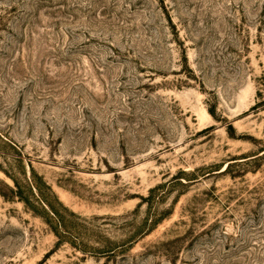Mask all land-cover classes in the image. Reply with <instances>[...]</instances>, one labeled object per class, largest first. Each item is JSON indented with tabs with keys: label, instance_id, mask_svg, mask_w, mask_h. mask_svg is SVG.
I'll return each mask as SVG.
<instances>
[{
	"label": "rangeland",
	"instance_id": "obj_1",
	"mask_svg": "<svg viewBox=\"0 0 264 264\" xmlns=\"http://www.w3.org/2000/svg\"><path fill=\"white\" fill-rule=\"evenodd\" d=\"M0 264H264V0H0Z\"/></svg>",
	"mask_w": 264,
	"mask_h": 264
}]
</instances>
